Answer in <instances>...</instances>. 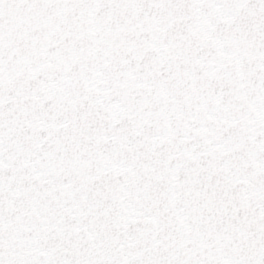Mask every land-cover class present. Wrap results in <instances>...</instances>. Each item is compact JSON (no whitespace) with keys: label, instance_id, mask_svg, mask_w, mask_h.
<instances>
[{"label":"snow or ice","instance_id":"6c2138e0","mask_svg":"<svg viewBox=\"0 0 264 264\" xmlns=\"http://www.w3.org/2000/svg\"><path fill=\"white\" fill-rule=\"evenodd\" d=\"M0 264H264V0H0Z\"/></svg>","mask_w":264,"mask_h":264}]
</instances>
